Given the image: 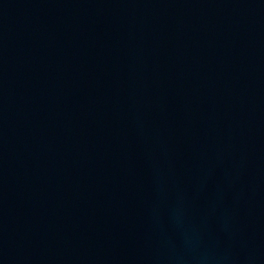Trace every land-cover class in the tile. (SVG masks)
Here are the masks:
<instances>
[{
	"label": "water",
	"instance_id": "95a60500",
	"mask_svg": "<svg viewBox=\"0 0 264 264\" xmlns=\"http://www.w3.org/2000/svg\"><path fill=\"white\" fill-rule=\"evenodd\" d=\"M252 1L264 6V0H252Z\"/></svg>",
	"mask_w": 264,
	"mask_h": 264
}]
</instances>
